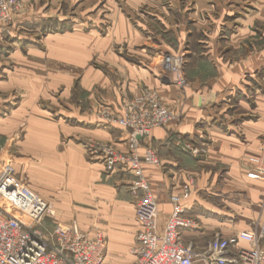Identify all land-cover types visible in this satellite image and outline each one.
I'll use <instances>...</instances> for the list:
<instances>
[{"label": "crops", "instance_id": "0c3cea01", "mask_svg": "<svg viewBox=\"0 0 264 264\" xmlns=\"http://www.w3.org/2000/svg\"><path fill=\"white\" fill-rule=\"evenodd\" d=\"M114 17L111 35L82 24L26 44L0 34V146L17 177L53 203L56 223L100 230L107 239L103 264H132L140 230L132 177L119 168L106 172L86 145L125 152L129 131L99 112L119 116L123 99L155 91L181 114L138 148L140 156L151 148L160 162L142 165L157 201L158 233L170 217V197L187 186L189 197L180 203L198 228L180 239L202 253L214 236L233 238L264 216V183L246 178L249 159L264 147V94L245 99L264 68V46L256 50L264 0H125V12ZM180 53L189 81L184 91L161 76V56ZM202 64L212 75L195 74ZM249 113L256 117L246 119ZM177 136L202 145L203 156L183 153Z\"/></svg>", "mask_w": 264, "mask_h": 264}, {"label": "built area", "instance_id": "2783aa9c", "mask_svg": "<svg viewBox=\"0 0 264 264\" xmlns=\"http://www.w3.org/2000/svg\"><path fill=\"white\" fill-rule=\"evenodd\" d=\"M20 10L19 0H0V32L13 22ZM182 67L181 56H161L162 72L179 91L188 86ZM121 109L119 116H112L106 108L99 115L129 131L126 151L100 143H89L86 150L101 161L106 172L119 168L132 177L129 193L140 225L131 251L132 264H264V251L259 248V241L264 238V216L233 238L214 236L202 253L194 252L191 245L181 241L183 231L198 228L180 203L189 197L187 186L180 196L170 197L172 211L163 231L158 233L157 201L146 182L142 165L157 166L160 162L151 148H146L142 156L138 148L141 139L148 137L152 130L178 122L181 114L176 108L163 105L157 93L149 89H143L139 98L123 99ZM176 145L195 159L204 154L202 145L181 136L176 137ZM246 178L264 183V147L249 159ZM259 206L264 212V195ZM238 242L246 243L247 247L235 248ZM105 255L104 235L95 229L92 233L83 232L75 222L56 223L53 203L17 177L0 146V264H103Z\"/></svg>", "mask_w": 264, "mask_h": 264}, {"label": "rangeland", "instance_id": "374dc122", "mask_svg": "<svg viewBox=\"0 0 264 264\" xmlns=\"http://www.w3.org/2000/svg\"><path fill=\"white\" fill-rule=\"evenodd\" d=\"M21 3L20 13L13 22L0 32L5 41H20L26 44L31 41H42L47 33H56L71 30L74 25L82 24L84 29L97 27L99 32L111 35L116 17L114 14L125 12V0H19ZM61 20V21H60ZM264 24L256 25V50L264 46ZM183 59V75L189 86V81L185 74V56ZM235 58V55H234ZM97 66L95 61L89 63ZM195 74L202 78L212 75L206 65H199ZM162 78L167 82V76L161 70ZM256 83H250L249 88L255 87L253 92L247 91L246 101L252 102L255 94H264V68L256 75ZM171 84L169 81L167 82ZM172 85V84H171ZM187 86V87H188ZM186 87V88H187ZM185 88V89H186ZM247 90V89H246ZM255 114H248L246 119L255 118ZM54 208V207H53ZM56 213H54V216ZM98 230V229H95ZM102 235L103 233L98 230ZM107 241V239L105 238ZM107 244V242H106Z\"/></svg>", "mask_w": 264, "mask_h": 264}]
</instances>
